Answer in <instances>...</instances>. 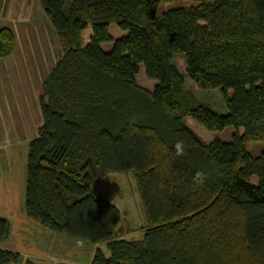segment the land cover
I'll list each match as a JSON object with an SVG mask.
<instances>
[{"label": "trees", "instance_id": "obj_1", "mask_svg": "<svg viewBox=\"0 0 264 264\" xmlns=\"http://www.w3.org/2000/svg\"><path fill=\"white\" fill-rule=\"evenodd\" d=\"M188 1L160 17L162 0L44 1L62 55L41 86L24 210L53 233L104 244L109 254L96 248L90 264H264V151L246 149L264 142V0ZM112 25L127 34L113 39ZM16 44L0 29V59ZM175 54L199 88L220 90L226 114L185 91ZM141 64L153 90L136 80ZM188 119L236 132L206 143ZM111 173L135 180L148 221L139 239L114 237L120 210L94 191ZM10 232L0 216L1 245ZM20 259L0 247V264Z\"/></svg>", "mask_w": 264, "mask_h": 264}, {"label": "rangeland", "instance_id": "obj_2", "mask_svg": "<svg viewBox=\"0 0 264 264\" xmlns=\"http://www.w3.org/2000/svg\"><path fill=\"white\" fill-rule=\"evenodd\" d=\"M13 2L0 0V29L8 28L14 32L13 28L19 25L18 29L20 30L21 27L22 32L19 31L21 39L17 40L19 49L13 63L14 68L9 65L6 58L0 59V216L7 218L11 224L10 236L6 242L0 244V247L14 250V245L17 244L23 254L18 264L23 262L34 264L32 261L37 264H54V262L55 264H90L96 248L109 254L104 244L95 246L60 236L65 237L61 241L65 242V245L61 244L60 240L55 241L54 236L48 239L41 235L42 232L49 230L25 214L26 159L29 142L37 136L41 124L39 110L41 86L50 70L61 58L62 51L57 34L44 10L38 7L35 13H30L29 16L25 7L24 11L16 15L15 8H7ZM70 2L71 0H68L67 5ZM193 4L194 2L188 0H162L157 9V16H162L170 9ZM109 33L115 40L127 34L116 25L110 26ZM91 34L92 29L89 26L83 32L85 44L89 42ZM112 47V42L101 45L105 52H110ZM173 63L184 77L185 91H189L196 102L206 105L218 114L227 113L219 89L199 88L188 76L182 55L175 54ZM136 80L140 85L151 90L157 83L147 78L142 64ZM188 123L206 143L216 138L230 142L236 132L234 127L210 132L193 119H188ZM246 149L253 156H259L264 151V142L248 143ZM252 183L257 184L256 177L252 178ZM94 191L99 198L110 201L120 210V221L114 231V237L139 239L141 230L147 226L148 221L133 176L124 173L108 174L95 184ZM41 247L46 251L43 255L46 260L32 255L35 248H38L42 254Z\"/></svg>", "mask_w": 264, "mask_h": 264}, {"label": "crops", "instance_id": "obj_3", "mask_svg": "<svg viewBox=\"0 0 264 264\" xmlns=\"http://www.w3.org/2000/svg\"><path fill=\"white\" fill-rule=\"evenodd\" d=\"M11 1H14L9 7H7V8H15V10L17 11L16 12V15H18V13L20 14V12L21 11H24V9H25V7H27V9H28V12L27 13H29V16H30V13H35V10L39 7L41 10H44L43 9V4H44V1L45 0H10V2ZM5 6H7V5H5ZM5 9H6V7H4ZM20 16V15H19ZM17 17V16H16ZM15 16H14V18H16ZM27 21V23L29 22L28 21V19L26 20ZM17 24H19V23H17ZM18 26L19 25H17L15 28H13V30H14V32H15V35H16V43H17V40L18 39H21V36H20V34H19V31L21 30V27H20V30L18 29ZM21 32V31H20ZM22 33V32H21ZM84 41V40H83ZM84 44H85V42H84ZM17 45V44H16ZM18 49H19V47H18V45L16 46V49H15V51H14V53L9 57V58H6L5 60H8V62H9V65H11L12 66V68H14L13 67V63H14V61H15V58H16V55H17V52H18ZM10 66V67H11ZM10 67H9V70H10ZM1 71V70H0ZM8 72V71H7ZM31 219V218H30ZM43 234H41V235H44V236H46L48 239L50 238V237H52V236H54L56 239H55V241H59L61 244L63 243L64 245H65V242H61L62 241V239L63 238H65V237H60V236H63V235H60V234H57V233H53V232H51V231H44V232H42ZM33 236V235H32ZM67 239V238H66ZM80 242V241H79ZM14 247H15V249L13 250H11V251H16V252H18V253H20L21 254V257L23 256V254H22V252L19 250V248L17 247V244H15L14 245ZM43 247H41V249H42ZM5 249V248H4ZM35 249H36V251H35ZM34 250H33V252H32V255H34L35 257L36 256H38V257H40L41 259H45L46 260V258H44L43 257V255H45V250L44 249H42L43 250V253L41 254V252H40V250L38 249V248H35ZM7 250H9V249H7ZM26 260V259H25ZM24 260V261H25ZM34 264H37V263H35L34 261H32ZM39 263V262H38ZM18 264V263H17ZM21 264H24V262L23 263H21Z\"/></svg>", "mask_w": 264, "mask_h": 264}, {"label": "clouds", "instance_id": "obj_4", "mask_svg": "<svg viewBox=\"0 0 264 264\" xmlns=\"http://www.w3.org/2000/svg\"><path fill=\"white\" fill-rule=\"evenodd\" d=\"M175 153L177 156H183L186 154L185 145H184L183 140H177L176 145H175ZM206 179H207V177H206L205 173L198 172V173H196V176L194 178V182L203 185L204 182L206 181ZM54 264H55V262H54Z\"/></svg>", "mask_w": 264, "mask_h": 264}]
</instances>
